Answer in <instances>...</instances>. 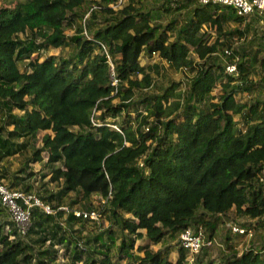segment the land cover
Instances as JSON below:
<instances>
[{
  "label": "trees",
  "instance_id": "obj_1",
  "mask_svg": "<svg viewBox=\"0 0 264 264\" xmlns=\"http://www.w3.org/2000/svg\"><path fill=\"white\" fill-rule=\"evenodd\" d=\"M10 1L0 0V181L31 191L3 165L31 149L17 171L32 175L28 162L44 152L57 187L37 191L52 210L33 205L25 236L0 204V264H264V247L239 252L230 232L217 261L209 246L187 257L179 239L189 226L214 238L231 209L253 217L247 229L264 225L263 12L198 0ZM87 2L98 5L88 15ZM67 46L68 56L45 54ZM168 68L185 72V88L163 81ZM65 203L95 209L98 229ZM139 229L170 242L135 247Z\"/></svg>",
  "mask_w": 264,
  "mask_h": 264
},
{
  "label": "rangeland",
  "instance_id": "obj_2",
  "mask_svg": "<svg viewBox=\"0 0 264 264\" xmlns=\"http://www.w3.org/2000/svg\"><path fill=\"white\" fill-rule=\"evenodd\" d=\"M20 0H11L9 2V4L11 6H15L18 5ZM150 1V3H154L155 0H148ZM157 1V0H156ZM169 4V2H167ZM91 5L90 2L85 3L84 7H89ZM170 5V4H169ZM172 6V5H170ZM182 12V11H181ZM87 14V13H86ZM182 16L184 18L185 16V10L184 12H182ZM262 17L263 19H261L259 22H256L254 25L255 27H257L258 29V33L259 31L262 29V31H264V11L262 13ZM169 19V16H166L165 18H163L161 21L163 23H165L167 20ZM69 33H72L71 29H68ZM235 37H237L235 35ZM239 39H235V42L232 44V46H235L236 42ZM264 42V41H262ZM257 41L255 42V45ZM62 54L63 56H68L71 53H73L72 49L67 46V47H57L55 49H51L49 52H45V54ZM146 58L142 59V62L145 61ZM155 60H157L158 58L155 57ZM224 59V58H223ZM165 63V62H164ZM166 65V63H165ZM163 75V81L166 82L168 80V76L171 75V77H173L176 80H180L181 81V88H185L186 86V81H187V75L185 74V72L183 73V71L180 70H174V69H164L162 72ZM218 88V87H217ZM217 88L215 89V91H217ZM247 98V94L246 92L243 93V99ZM115 101V100H114ZM235 117H238L237 115H235ZM45 131H49L50 130H41L38 134V137L40 139V137L42 136V134ZM52 133V132H51ZM37 145H41V140H38L36 143ZM32 154V150L31 149H27L25 152L23 153H15L13 155L8 156L7 159H5L3 161V165L5 166L6 169H8L9 174L10 175H21L26 177L25 180L23 182H30L32 187H31V191H29V193L31 194H35L37 195V191L44 187V184L46 183L45 187L48 188H54L56 189L57 185L55 183H51L49 182V177H50V167L45 166L43 161L46 159V153L42 152L43 155V160H30L28 162V168H26V172L31 173L32 175L30 176H25L24 173H22L21 171H17L20 167H22L25 164V161L31 156ZM3 182H5L6 184H8L9 182L7 181L6 178H3L2 180ZM21 189V188H20ZM23 190V189H22ZM94 204H97L99 201V198L97 195H94L92 197ZM94 220H90L89 226L88 228H92V230H97L98 229V225H95L93 223V221H97L99 222V217L97 218H92ZM255 221L253 219V217H249L246 214L243 213H238L235 211V209H231L229 211V213L227 214V216H225L224 220L221 221L218 224V227L215 230V234H214V243L208 247L207 252H208V257H212L213 259H215V261L218 260V258L224 253L227 252L226 249V242L224 243V239L226 237V235L228 234V232L231 233V236L234 238L232 241H230L231 243H233V249H236L237 251L241 252L244 251L246 248H248L249 246H252L255 249H259L264 247V225L259 226V227H253L251 228V236H244L243 237H238L236 238L235 235H237L236 233L231 232V230L228 227V223H237L239 225L245 226L244 224H248L250 222ZM106 224V221H104ZM255 223V222H254ZM253 225V224H252ZM90 230V229H89ZM139 234L140 236L138 237L136 243H135V247H138L139 245H142L144 248L148 247L151 249H158V248H165V246L170 242V240L165 239L164 241H160L156 244H152L150 242H147V240L144 238L143 234H144V230L143 229H139ZM63 251L64 248L61 247L60 251H59V255L58 258L61 262H64V260L66 259V256L64 257L63 255ZM142 253V250H141ZM177 257V249H175L174 251H172L169 254V258L172 260H175ZM77 264H82L81 261H79Z\"/></svg>",
  "mask_w": 264,
  "mask_h": 264
},
{
  "label": "built area",
  "instance_id": "obj_3",
  "mask_svg": "<svg viewBox=\"0 0 264 264\" xmlns=\"http://www.w3.org/2000/svg\"><path fill=\"white\" fill-rule=\"evenodd\" d=\"M125 0H112L109 6L112 8L120 7ZM178 0H168L170 5H175ZM200 3H221L225 5L232 6L236 13L239 15H249L253 12L262 13L264 11V0H198ZM98 5H91L88 13L92 8H97ZM87 13V14H88ZM86 14V15H87ZM85 15V16H86ZM226 53H229L228 49H224ZM107 61L110 68V77L112 79L111 83L116 85L117 77L114 73L113 63L109 54H107ZM226 69L230 73L236 71L235 63H226ZM110 126L118 129L117 125L109 124ZM260 181L264 182V166L262 167L259 174ZM0 204L7 209L9 212V217L15 223L16 229L21 236H25L27 230L30 226V208L33 205H40L48 212H51V208L48 204L43 203L41 199L29 192H25L20 188H11L5 182L0 181ZM66 212L73 213L76 217H88L97 218L98 212L95 209H82L78 206H70L68 204H62L60 206ZM231 232L236 234H243L244 236H251V229H247L245 226L239 225L237 223L227 224ZM180 246H182L187 251V257H192L194 254L200 252L202 247L211 246L214 243V238H209L205 230L199 226L197 228L187 227L185 228L180 236Z\"/></svg>",
  "mask_w": 264,
  "mask_h": 264
},
{
  "label": "clouds",
  "instance_id": "obj_4",
  "mask_svg": "<svg viewBox=\"0 0 264 264\" xmlns=\"http://www.w3.org/2000/svg\"><path fill=\"white\" fill-rule=\"evenodd\" d=\"M125 1H126V0H125ZM125 1H124V3H125ZM124 3H123V4H124ZM123 4H122V5H123ZM87 13H88V12H87ZM87 15H88V14H87Z\"/></svg>",
  "mask_w": 264,
  "mask_h": 264
}]
</instances>
